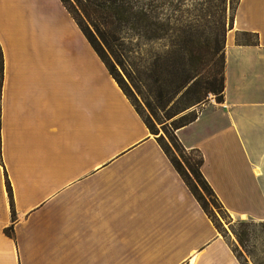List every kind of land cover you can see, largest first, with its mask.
Masks as SVG:
<instances>
[{"label": "crops", "instance_id": "0c3cea01", "mask_svg": "<svg viewBox=\"0 0 264 264\" xmlns=\"http://www.w3.org/2000/svg\"><path fill=\"white\" fill-rule=\"evenodd\" d=\"M175 134L264 221V0L238 2L224 101ZM0 264H243L61 0H0Z\"/></svg>", "mask_w": 264, "mask_h": 264}, {"label": "rangeland", "instance_id": "374dc122", "mask_svg": "<svg viewBox=\"0 0 264 264\" xmlns=\"http://www.w3.org/2000/svg\"><path fill=\"white\" fill-rule=\"evenodd\" d=\"M238 2L239 0H227L226 3L222 0H140L139 5L144 7L149 15L150 34L156 31L157 25L163 27L159 33L160 37L138 40L129 27H123L117 32L115 25L105 27L97 22L99 31H115L124 37L122 43L116 41L113 50L105 43L94 23L83 19L86 32L92 33L102 48L104 55H101V58L109 71L113 73L112 67L115 68L114 78L119 81L117 73L123 78L125 84L120 85L138 113L144 121L151 123L154 135L158 139L163 138L171 147V136L176 135L175 125L183 116L192 112L199 114V108L210 96L217 102L216 95L209 93L204 102L190 107L184 106L176 99L165 109L157 106L160 87L169 90L171 88L168 83L174 78L173 74L180 59L179 45L183 38L188 36L193 41L191 49L195 53L200 51L205 55V40L213 38L215 33L222 40L224 34L232 27ZM200 34L203 41L202 45L199 44L201 49L195 41ZM139 71L147 75L143 81L138 77ZM149 74L151 75L148 76ZM149 103L154 106L156 114L150 109ZM199 189L213 212L219 230L231 240L233 249L243 264H264V221L232 215L210 196L201 184ZM245 232L246 240L242 245L238 235Z\"/></svg>", "mask_w": 264, "mask_h": 264}, {"label": "trees", "instance_id": "16d2710c", "mask_svg": "<svg viewBox=\"0 0 264 264\" xmlns=\"http://www.w3.org/2000/svg\"><path fill=\"white\" fill-rule=\"evenodd\" d=\"M69 12L73 15L75 20L83 32L89 38L91 44L101 57L104 55L102 48L96 42L92 33H87L83 27V19H87L94 23L93 25L99 31L97 22L103 26L109 27L115 25L117 32L123 27H129L135 33L138 40L146 39L147 37L156 38L160 37V30L162 26L157 25V29L153 34L149 32L148 25V12L144 7L139 5L140 0H61ZM227 0H222L226 3ZM84 19V20H85ZM115 31H99L101 37L113 50L116 41H124L123 36H119ZM226 35L222 40L215 33L213 38L205 40V47L207 48L205 55L203 52H194L191 49V41L188 36L184 37L182 43L179 45L180 59L177 62L175 73L172 80L169 81L171 86L170 90L160 87L159 95L157 96L158 107L165 109V107L173 102L175 99L181 101L184 106L190 107L198 103L204 102L209 93L216 95L218 103L224 101V69H225V42ZM202 45V36L195 40ZM140 44V41L137 43ZM215 44V46H214ZM214 46V47H213ZM201 49V47L199 46ZM115 73V68L112 71ZM113 76V73L110 72ZM119 81L118 84L124 85L125 82L122 77L117 73ZM149 74L148 76H150ZM147 76L145 72L139 71L138 77L141 81ZM114 77V76H113ZM167 83V82H166ZM173 86V87H172ZM122 88V86L120 85ZM123 89V88H122ZM150 89V88H149ZM168 90V91H167ZM124 91V90H123ZM167 91V92H164ZM125 92V91H124ZM150 109L156 114L154 106L149 103ZM198 117L196 112L183 116L175 125V130L186 126ZM153 134V126L148 121H145ZM163 150L170 158L171 162L198 200L204 211L216 223L213 212L209 208L204 194L199 189V184L212 196L217 202L221 204L216 196L213 188L202 173V166L204 164V156L199 149H187L180 142L176 135L171 136V145L164 141L163 138L158 139ZM197 182H196V180ZM222 205V204H221ZM223 206V205H222ZM15 212L13 210V218ZM217 224V223H216ZM219 228V226L217 225ZM6 233L10 236L13 235V227L6 229ZM239 242L243 245L246 240V232L243 235H238ZM235 251V250H234ZM238 256V255H237Z\"/></svg>", "mask_w": 264, "mask_h": 264}, {"label": "bare ground", "instance_id": "6f19581e", "mask_svg": "<svg viewBox=\"0 0 264 264\" xmlns=\"http://www.w3.org/2000/svg\"><path fill=\"white\" fill-rule=\"evenodd\" d=\"M244 217H246L245 215H243Z\"/></svg>", "mask_w": 264, "mask_h": 264}]
</instances>
